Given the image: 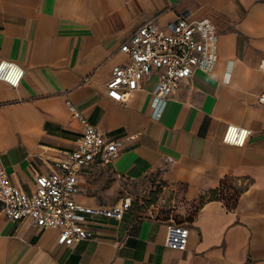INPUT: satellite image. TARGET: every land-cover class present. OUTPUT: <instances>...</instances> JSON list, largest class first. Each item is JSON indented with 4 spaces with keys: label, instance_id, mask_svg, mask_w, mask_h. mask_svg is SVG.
Listing matches in <instances>:
<instances>
[{
    "label": "crops",
    "instance_id": "0c3cea01",
    "mask_svg": "<svg viewBox=\"0 0 264 264\" xmlns=\"http://www.w3.org/2000/svg\"><path fill=\"white\" fill-rule=\"evenodd\" d=\"M181 15L215 24L211 73L182 82L159 117L155 77L123 102L107 97L112 68L129 60L122 42L146 20ZM262 57L264 0H0V60L24 69L17 87L0 80V167L27 192L53 170L81 137L68 99L121 142L110 163L80 170L75 201L112 206L127 197L113 199L121 179L159 180L189 230L185 250L167 247L170 217L129 208L120 220L87 215L92 236L67 246L57 228L0 215V264H264ZM227 124L251 131L243 146L222 142ZM223 181L224 196L210 197Z\"/></svg>",
    "mask_w": 264,
    "mask_h": 264
},
{
    "label": "built area",
    "instance_id": "2783aa9c",
    "mask_svg": "<svg viewBox=\"0 0 264 264\" xmlns=\"http://www.w3.org/2000/svg\"><path fill=\"white\" fill-rule=\"evenodd\" d=\"M217 44L215 24L206 17L195 19L181 15L165 26H159L153 18L146 20L120 45L119 50L129 60L112 68L103 86L106 96L123 102L127 94L142 88L144 80L155 77L148 93L152 98V114L159 117L169 96L182 82L191 81L196 72L211 73L217 61ZM259 68L264 72V57ZM23 75L20 65L0 60L1 81L17 87ZM259 99L264 100V96ZM66 104L72 116L81 123L80 140L72 149L62 151L53 170L36 175L30 192L16 184L11 174L0 167V215L11 222L29 220L39 229L57 228V243L70 246L92 236L87 215L120 220L129 210L131 201L125 197L112 206L84 205L75 201L80 170L93 163H110L119 153L121 142L108 139L70 100L67 99ZM250 133L246 127L227 124L222 142L241 147ZM188 234L184 223L170 217L165 245L185 250Z\"/></svg>",
    "mask_w": 264,
    "mask_h": 264
},
{
    "label": "rangeland",
    "instance_id": "374dc122",
    "mask_svg": "<svg viewBox=\"0 0 264 264\" xmlns=\"http://www.w3.org/2000/svg\"><path fill=\"white\" fill-rule=\"evenodd\" d=\"M119 194L113 196V199L118 200L124 196L130 197V209L140 215L156 214L162 217H173L177 219L175 202L177 199L174 196L172 189H167L163 195L164 188L162 182L147 181H129L121 179L119 182Z\"/></svg>",
    "mask_w": 264,
    "mask_h": 264
},
{
    "label": "trees",
    "instance_id": "16d2710c",
    "mask_svg": "<svg viewBox=\"0 0 264 264\" xmlns=\"http://www.w3.org/2000/svg\"><path fill=\"white\" fill-rule=\"evenodd\" d=\"M227 190V184L223 181L221 182L220 186L218 188H216L215 190H212V192L210 193V197L213 198H217L220 197L222 198L224 196V191ZM234 195L231 199H233L232 201H234ZM177 222H182L181 220H177ZM183 223V222H182Z\"/></svg>",
    "mask_w": 264,
    "mask_h": 264
}]
</instances>
